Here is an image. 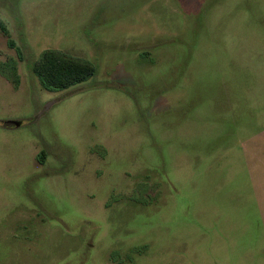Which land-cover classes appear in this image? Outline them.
Masks as SVG:
<instances>
[{
	"label": "rangeland",
	"instance_id": "obj_1",
	"mask_svg": "<svg viewBox=\"0 0 264 264\" xmlns=\"http://www.w3.org/2000/svg\"><path fill=\"white\" fill-rule=\"evenodd\" d=\"M0 68V264H264V0H0Z\"/></svg>",
	"mask_w": 264,
	"mask_h": 264
},
{
	"label": "trees",
	"instance_id": "obj_2",
	"mask_svg": "<svg viewBox=\"0 0 264 264\" xmlns=\"http://www.w3.org/2000/svg\"><path fill=\"white\" fill-rule=\"evenodd\" d=\"M2 29L5 34L7 35L9 34L8 31L4 27H2ZM9 43H10V46L12 48L17 49V52L19 53V55H21V51L16 46V44L12 40H10ZM54 53H57L60 59L63 60L65 63L68 61H71L69 58L58 54L57 51L47 50L43 53L42 57L40 58V63L37 65L36 72H37V75H38V78H39V81L42 87L46 91L59 92L62 90H66L70 88L71 86H75L78 83L88 81L94 75V71L93 70L90 71L88 66L86 65L88 63H85L80 60L78 61L80 65L77 68H74L69 64L66 67L67 69L63 68L62 70H59L56 73L53 68L55 63L52 60H50V57L54 55ZM58 62H60V60H58ZM6 66L8 67V64ZM83 67L87 69H83ZM13 68H15V66H13ZM0 73L6 78H8L9 76L6 73V70L3 71V69L1 68H0ZM14 73H16V68L14 70ZM14 81H15L16 86H18L19 77L17 75L15 76Z\"/></svg>",
	"mask_w": 264,
	"mask_h": 264
},
{
	"label": "water",
	"instance_id": "obj_3",
	"mask_svg": "<svg viewBox=\"0 0 264 264\" xmlns=\"http://www.w3.org/2000/svg\"><path fill=\"white\" fill-rule=\"evenodd\" d=\"M9 124H11V123H9Z\"/></svg>",
	"mask_w": 264,
	"mask_h": 264
}]
</instances>
